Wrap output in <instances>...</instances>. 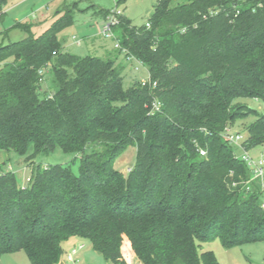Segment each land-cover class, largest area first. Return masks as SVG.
Wrapping results in <instances>:
<instances>
[{"label":"trees","instance_id":"obj_1","mask_svg":"<svg viewBox=\"0 0 264 264\" xmlns=\"http://www.w3.org/2000/svg\"><path fill=\"white\" fill-rule=\"evenodd\" d=\"M175 1H157L150 27L123 14L122 48L105 57L65 50L71 9L38 36L0 42V151L76 155L39 164L27 186L0 161V258L24 251L31 264H60L63 243L79 237L112 264H130L125 249L143 264H220L202 243L264 241L261 181L225 137L253 116L244 146L264 147V109L241 102L264 104V0ZM123 53L147 67L150 84L124 87ZM129 146L136 161L124 174L114 162Z\"/></svg>","mask_w":264,"mask_h":264},{"label":"rangeland","instance_id":"obj_2","mask_svg":"<svg viewBox=\"0 0 264 264\" xmlns=\"http://www.w3.org/2000/svg\"><path fill=\"white\" fill-rule=\"evenodd\" d=\"M158 0H9L3 7V14L0 17V42L8 44L22 40L30 34L38 36L45 32L56 20L63 15L66 10L71 9L74 12V24L64 29L59 34V39L64 43L65 50L79 56H100L105 57L108 52L116 53L115 40L106 38L102 34V27L105 18L98 14L100 8L105 10L113 9L116 4L124 11L132 24L140 27L147 24ZM186 0H176L174 4L183 3ZM99 43L106 45L99 48ZM115 55V54H114ZM118 61L125 67L123 69L124 87H130L131 83L148 75V69L145 65L137 61L126 60L124 53L119 55ZM137 69H130L129 64ZM2 65H0L1 68ZM50 68V67H49ZM48 77L43 83V91L51 94L56 89L55 77L49 69H45ZM242 103L250 105L258 111H263L264 104L257 99H243ZM255 120L253 116L246 119H240L232 125L233 131H240L245 134L247 127ZM235 147L237 156L242 155V149ZM264 147H258L251 151V154L259 157ZM137 148L129 146L115 160L114 166L127 174L136 161ZM75 154L65 153L57 148L53 153L41 154L29 160L27 156H20L15 152L0 151V161L4 163L3 167L13 171L17 182L21 186L29 184L33 169L39 164L48 166L50 164H69ZM78 170V162L73 166ZM85 240V239H83ZM76 242L63 243L65 251V260L67 254L71 251ZM78 246V245H76ZM201 251H213L220 264H264V241L245 243L233 247H224L219 238H214L209 242L201 244ZM125 254L130 264H143L137 257L134 250L125 249ZM75 258L79 259L80 264H112L105 260L103 256L96 252L89 241L86 240L82 249L78 250ZM0 264H31L24 251L4 254L0 258Z\"/></svg>","mask_w":264,"mask_h":264},{"label":"built area","instance_id":"obj_3","mask_svg":"<svg viewBox=\"0 0 264 264\" xmlns=\"http://www.w3.org/2000/svg\"><path fill=\"white\" fill-rule=\"evenodd\" d=\"M124 14V11L121 10L116 4V6L111 9V12L105 17L103 27H102V34L106 38L114 39L115 40V48L121 49V41L118 38V36L114 32V28L120 24V17ZM147 26L150 27V24L147 23ZM126 50H124V53ZM128 61H137L139 64L144 65L140 60L136 59L134 56H129L127 58ZM133 69H137L138 67H134ZM40 73L42 75L45 74V68L40 70ZM141 84L143 86L148 85L151 83L150 80V74L148 72V75L145 77H141L139 79ZM157 86V82L153 83V87ZM162 103L160 100L157 98H154L152 101V108L151 112L155 114L156 112H159L161 110ZM225 137L226 139L232 144L237 146L238 148L242 149L243 153L242 155L238 156L239 159L243 160L244 162L247 163L249 168L251 169L252 172V179H260L262 189L264 191V150L262 151L261 155L259 157H256L251 154V151L247 150L244 146V141H245V135L241 133L240 131H233L232 128L227 129L225 132ZM199 152L201 155L205 156L207 154L206 150L203 148H199ZM30 179H28L29 181ZM264 206V204H263ZM84 247L83 244H80L78 246H75L71 249V251L67 254V261L64 262V264H80L79 259L75 258V255L77 254L78 250L82 249Z\"/></svg>","mask_w":264,"mask_h":264},{"label":"crops","instance_id":"obj_4","mask_svg":"<svg viewBox=\"0 0 264 264\" xmlns=\"http://www.w3.org/2000/svg\"><path fill=\"white\" fill-rule=\"evenodd\" d=\"M104 45H106V43H99V48H101L102 46H104ZM129 62V61H128ZM127 62V63H128ZM117 63H120L119 61H117ZM121 65H123L122 63H120ZM129 64V66H130V69L131 70H133V65L132 64H130V63H128ZM123 67H125L124 65H123ZM70 242H76V243H74V246L73 247H75L76 245H80V244H83V245H85V242H86V240H83L82 238H79V237H72L71 239H69L68 241H66V242H64V243H70ZM97 252V251H96ZM99 253V252H98ZM61 262H66V260H65V255H63V257H62V260H61Z\"/></svg>","mask_w":264,"mask_h":264},{"label":"water","instance_id":"obj_5","mask_svg":"<svg viewBox=\"0 0 264 264\" xmlns=\"http://www.w3.org/2000/svg\"><path fill=\"white\" fill-rule=\"evenodd\" d=\"M60 264H64L63 262H60Z\"/></svg>","mask_w":264,"mask_h":264}]
</instances>
